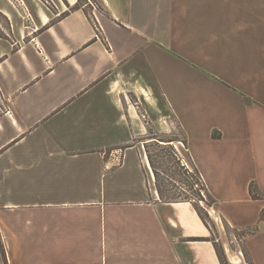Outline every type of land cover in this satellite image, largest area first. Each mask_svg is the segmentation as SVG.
<instances>
[{"label":"crops","instance_id":"1","mask_svg":"<svg viewBox=\"0 0 264 264\" xmlns=\"http://www.w3.org/2000/svg\"><path fill=\"white\" fill-rule=\"evenodd\" d=\"M50 1L0 0V264H264V0ZM172 118L224 260L137 141Z\"/></svg>","mask_w":264,"mask_h":264},{"label":"trees","instance_id":"2","mask_svg":"<svg viewBox=\"0 0 264 264\" xmlns=\"http://www.w3.org/2000/svg\"><path fill=\"white\" fill-rule=\"evenodd\" d=\"M84 1L85 0H79L74 6L70 7V9L82 8ZM0 14L4 17L10 33V21L3 13L0 12ZM65 14L66 13H63L62 15ZM0 37L9 38L8 35L6 36V34L2 33H0ZM245 99L247 103L251 102L249 97H246ZM213 135L215 137H220L221 134L219 132H214ZM144 141L148 160L155 176L160 199L164 202H191L203 222L212 229L209 222V219L212 218L208 213L207 207L212 206L215 199L209 193L198 169L196 167L192 169L186 165L182 157L174 150V147H172L171 143L173 140H164L161 137L154 136L152 138H147ZM184 143L187 144L186 137ZM179 176H185L184 180L178 178ZM251 194L254 198L260 197L255 192L253 184H251ZM202 202H204L206 206L204 205L203 207L201 205ZM209 240L214 242L220 257L223 259L219 245L213 239L210 238ZM243 251L246 258H248L245 248H243ZM0 255L4 263H7V255L1 232Z\"/></svg>","mask_w":264,"mask_h":264},{"label":"rangeland","instance_id":"3","mask_svg":"<svg viewBox=\"0 0 264 264\" xmlns=\"http://www.w3.org/2000/svg\"><path fill=\"white\" fill-rule=\"evenodd\" d=\"M46 1V3H48V5L53 8L54 10H56V7H54V5L52 4V2L50 0H44ZM89 2L88 8L90 9V6H92L90 0H87ZM92 3L96 4L97 6L99 5V1L98 0H91ZM86 1H84L83 3H85ZM1 12V11H0ZM2 13V12H1ZM0 33L2 34H6V36H9V30L7 28V23L4 19V17L0 14ZM1 98H0V103H1ZM142 111L145 112V110L141 109ZM171 127H161L162 130H158L154 125L152 124H147L146 125V132L144 135L139 136L137 138V141L140 142V140H145L147 138H152L154 136H158L163 138L164 140H173L171 145L172 147H174V150L177 151V153L182 157L183 161L186 163L187 166H189L190 168H194L192 166V164L189 162V158L186 154V144L184 143L185 141V134L182 131L181 127L179 126L178 122L175 119H171ZM145 145V142H144ZM178 178H181L184 180L185 176H179ZM180 184V183H179ZM183 185V184H182ZM201 205L204 207L205 203L202 202ZM206 206V205H205ZM205 214V211H204ZM211 228H212V236L211 239H213L220 247V249L222 250V246L218 240L219 238V234H218V230L216 228V222L213 219H209ZM228 232H230V234L232 235V238H234V245L237 246L238 243L240 242L241 246L243 247V243L241 241L242 236L244 231H238V230H234L231 228H227ZM236 237V238H235ZM244 248V247H243ZM4 261L2 260V257L0 255V263H3ZM223 264H226L223 263Z\"/></svg>","mask_w":264,"mask_h":264},{"label":"bare ground","instance_id":"4","mask_svg":"<svg viewBox=\"0 0 264 264\" xmlns=\"http://www.w3.org/2000/svg\"><path fill=\"white\" fill-rule=\"evenodd\" d=\"M212 214L214 215L215 219L219 221V218L215 215V213L212 212ZM233 261H234V263H238L239 262L238 258H233Z\"/></svg>","mask_w":264,"mask_h":264}]
</instances>
